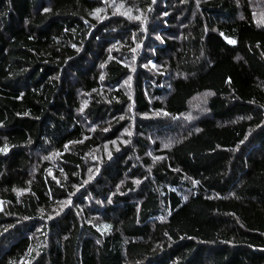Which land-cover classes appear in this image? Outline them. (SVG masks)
Listing matches in <instances>:
<instances>
[{
	"label": "trees",
	"instance_id": "obj_1",
	"mask_svg": "<svg viewBox=\"0 0 264 264\" xmlns=\"http://www.w3.org/2000/svg\"><path fill=\"white\" fill-rule=\"evenodd\" d=\"M0 264H264V0H0Z\"/></svg>",
	"mask_w": 264,
	"mask_h": 264
},
{
	"label": "snow or ice",
	"instance_id": "obj_2",
	"mask_svg": "<svg viewBox=\"0 0 264 264\" xmlns=\"http://www.w3.org/2000/svg\"><path fill=\"white\" fill-rule=\"evenodd\" d=\"M48 9H45V11H47ZM99 11H101L100 9H96V12H99ZM229 43H235V41H232V40H230L229 41ZM102 67H103V65H102ZM121 118H123V117H121ZM198 131V130H197ZM130 134V133H129ZM241 143H243V141H241ZM169 145H165V147H168ZM137 183H139V181H137ZM185 199H187V197H185Z\"/></svg>",
	"mask_w": 264,
	"mask_h": 264
},
{
	"label": "rangeland",
	"instance_id": "obj_3",
	"mask_svg": "<svg viewBox=\"0 0 264 264\" xmlns=\"http://www.w3.org/2000/svg\"><path fill=\"white\" fill-rule=\"evenodd\" d=\"M116 9H117V11L121 12V11L119 10V7H117Z\"/></svg>",
	"mask_w": 264,
	"mask_h": 264
}]
</instances>
